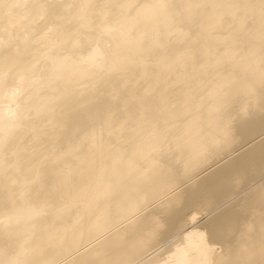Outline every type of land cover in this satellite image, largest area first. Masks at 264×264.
Returning a JSON list of instances; mask_svg holds the SVG:
<instances>
[{"label":"bare ground","instance_id":"obj_1","mask_svg":"<svg viewBox=\"0 0 264 264\" xmlns=\"http://www.w3.org/2000/svg\"><path fill=\"white\" fill-rule=\"evenodd\" d=\"M98 1H0V264H264V0Z\"/></svg>","mask_w":264,"mask_h":264},{"label":"rangeland","instance_id":"obj_2","mask_svg":"<svg viewBox=\"0 0 264 264\" xmlns=\"http://www.w3.org/2000/svg\"><path fill=\"white\" fill-rule=\"evenodd\" d=\"M1 1V0H0ZM50 3H54V2H59V3H62V4H67V2H69L70 0H49ZM102 2V0H99L98 1V4H97V8L100 6V3ZM75 5H71V6H68V8H66L67 10V14H70L71 12L74 11L75 9ZM117 11H115L116 13ZM29 16V15H28ZM12 18V17H11ZM5 21V16L4 15H0V23L1 22H4ZM5 27L4 26H0V39L2 37V30L4 29ZM11 35L13 36L14 33L11 32ZM18 36V34H16ZM63 45V42L61 41V43H58V47L57 48L58 50H56L55 54L56 55H60L62 54L65 49L63 47H61ZM34 57H37V54L33 55ZM85 65L87 66H90V68H93L92 65H90L89 63H85ZM122 72L121 71H114V72H111L110 73V76H113V75H121ZM14 75H10V77H8V80H7V86L6 88L4 89V92H2L3 94L0 96V103L2 102V104H0V108L3 109V106L6 105V101L9 97V94L11 92V87L10 85L13 83V80H14ZM28 83L27 81L23 82L22 83V86H26ZM42 87L41 85L40 86H37V89H36V92L37 93H41L44 89L40 88ZM40 88V89H39ZM86 91L87 93H92V84H85L84 86H82L81 90H78V91H75L74 94L75 95H78L81 91ZM118 88L116 86V84H113V83H104L103 87L100 88V92H102L106 97H109V96H115L116 92H117ZM27 91V90H26ZM26 91H22L18 97V100L21 99L24 94L26 93ZM73 94V95H74ZM100 94V93H99ZM6 107V106H5ZM83 110V108L81 109ZM80 110V111H81ZM3 114V113H2ZM82 117H79L78 119L81 120ZM22 121V119H13L12 121L8 120L6 121L5 123H3L4 125H8V124H14V125H18L20 124ZM92 125H95V122H91ZM31 125H34L35 127L37 128H40V129H44V133L42 134V136L40 137V141L42 143V146L43 148L45 149V152L48 151L50 148H51V144L54 140H56V137H54L55 135V130L53 127H51V124H49L46 120L42 119V118H38L36 120H34ZM3 126V125H2ZM4 127V126H3ZM50 145V147H49ZM53 145L56 146V143H53ZM49 147V148H48ZM75 153L78 152V150L74 151ZM73 152V153H74ZM44 154V153H43ZM43 154H40V153H37L34 154L35 157H40L42 156ZM45 166V164H44ZM34 179L32 178H22L21 180H19L17 183H16V188H20V187H23V186H26L29 188V192L30 190H32L33 186H34ZM28 192V194H29ZM95 195L92 196V200L94 199ZM11 216L4 210H1L0 209V225H5L8 226L10 225L12 229L15 230L16 227L18 226H21L22 224V220L19 218V219H16L15 221H13L11 218ZM103 235L105 234H102L99 236V238H101L100 240H102L104 237H102ZM98 238V239H99ZM98 241V240H97ZM96 241V243H97ZM93 241H91L88 245L84 246V247H81V248H78L79 249V252H84V251H87L89 249H91V244H92ZM73 257H70L69 259H72Z\"/></svg>","mask_w":264,"mask_h":264},{"label":"clouds","instance_id":"obj_3","mask_svg":"<svg viewBox=\"0 0 264 264\" xmlns=\"http://www.w3.org/2000/svg\"><path fill=\"white\" fill-rule=\"evenodd\" d=\"M245 264H246V262H245Z\"/></svg>","mask_w":264,"mask_h":264}]
</instances>
